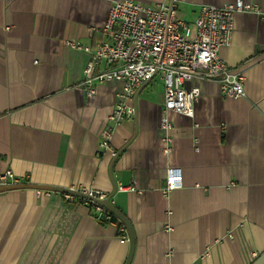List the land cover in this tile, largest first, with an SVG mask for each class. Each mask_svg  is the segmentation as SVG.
<instances>
[{"label":"crops","instance_id":"obj_1","mask_svg":"<svg viewBox=\"0 0 264 264\" xmlns=\"http://www.w3.org/2000/svg\"><path fill=\"white\" fill-rule=\"evenodd\" d=\"M116 1L0 0V172L109 195L110 163L129 143L113 178L137 190L118 189L111 201L133 224L131 264H251L264 251V0H241L261 12H235L219 52L243 72L244 96H223L218 77L187 82L200 88L195 115L168 112L167 131L156 75L138 96L137 120L120 122L104 147L122 83L98 84L89 97L77 85L91 56L67 42L109 41ZM236 1L177 0V15L193 23L200 6ZM169 168L181 183L165 192ZM41 191H0V264H125L126 228L97 220L91 200Z\"/></svg>","mask_w":264,"mask_h":264},{"label":"built area","instance_id":"obj_2","mask_svg":"<svg viewBox=\"0 0 264 264\" xmlns=\"http://www.w3.org/2000/svg\"><path fill=\"white\" fill-rule=\"evenodd\" d=\"M176 7L177 0H166L159 4L118 0L111 6L105 23L106 29L111 31L109 41L99 42L94 47L82 45L76 40L67 42L71 47L84 50L91 56L84 70V80L77 85L89 97L96 95L98 84L122 83L117 93V105L110 115L113 125L107 126L102 134L101 145L104 147L109 146L112 131L120 122L135 118V94L145 81L156 75L161 77L165 85V116L161 123L167 131L174 126L168 112L190 117L195 115L194 104L199 98L200 88H186L187 82L218 77L223 96L239 98L245 95L243 72L230 68L219 52L231 38L235 12L260 13V8L241 0L222 6L202 5L193 23H187L178 17ZM167 140H171L170 136ZM170 151V147L165 148L166 153ZM15 183L21 181L12 169L0 172V185ZM180 183L176 169L169 168L165 192ZM118 189L137 190L135 185H122ZM39 192L42 191L39 189ZM88 193L99 198L107 196L101 192ZM67 196L75 198L73 195ZM94 204L97 220L111 221L115 216L106 207ZM122 230L125 231V227ZM228 236L233 235L229 233ZM257 257L258 254L253 252L252 260Z\"/></svg>","mask_w":264,"mask_h":264},{"label":"water","instance_id":"obj_3","mask_svg":"<svg viewBox=\"0 0 264 264\" xmlns=\"http://www.w3.org/2000/svg\"><path fill=\"white\" fill-rule=\"evenodd\" d=\"M156 74V73H155ZM151 79H148L147 81L142 84L134 97V105L136 108V120H137V114H138V96L142 89L150 82ZM136 130H137V125H136ZM135 131V134L137 131ZM129 144V143H128ZM128 144H125V146L121 147V149L115 154V156L112 158V161L110 163V174L111 178L114 182V190L107 195L105 198H99L97 196H93L89 194L86 191L83 190H77L73 188H66V187H60V186H52V185H46V184H36V183H26V182H21V183H15V184H5V185H0V191H4L7 189H18V188H28V189H41V190H48V191H54V192H61L65 193L68 195H73L77 197H82L88 200H91L94 203H98L107 209L111 211L125 226L127 233H128V240H129V254L127 257V260L125 264H131L134 252H135V246H136V239H135V232L133 228V224L131 220L122 212L115 204L111 201L112 197L116 194L118 190V186L115 183V180L113 178V166L117 158L120 156V154L123 152V150L128 146ZM251 264H264V251L251 263Z\"/></svg>","mask_w":264,"mask_h":264},{"label":"trees","instance_id":"obj_4","mask_svg":"<svg viewBox=\"0 0 264 264\" xmlns=\"http://www.w3.org/2000/svg\"><path fill=\"white\" fill-rule=\"evenodd\" d=\"M90 203L95 206L94 203H92V202H90ZM111 221L117 222L120 227H125L124 224L116 216H113Z\"/></svg>","mask_w":264,"mask_h":264},{"label":"rangeland","instance_id":"obj_5","mask_svg":"<svg viewBox=\"0 0 264 264\" xmlns=\"http://www.w3.org/2000/svg\"><path fill=\"white\" fill-rule=\"evenodd\" d=\"M157 77V76H156Z\"/></svg>","mask_w":264,"mask_h":264}]
</instances>
